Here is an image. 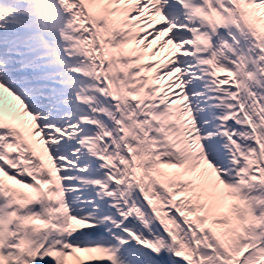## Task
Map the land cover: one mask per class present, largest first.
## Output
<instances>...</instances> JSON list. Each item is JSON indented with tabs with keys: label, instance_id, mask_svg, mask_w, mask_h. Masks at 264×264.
Here are the masks:
<instances>
[{
	"label": "snow or ice",
	"instance_id": "6c2138e0",
	"mask_svg": "<svg viewBox=\"0 0 264 264\" xmlns=\"http://www.w3.org/2000/svg\"><path fill=\"white\" fill-rule=\"evenodd\" d=\"M0 264H264V0H0Z\"/></svg>",
	"mask_w": 264,
	"mask_h": 264
}]
</instances>
